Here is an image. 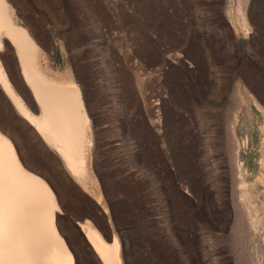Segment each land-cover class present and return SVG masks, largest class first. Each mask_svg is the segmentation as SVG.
<instances>
[{
    "label": "rangeland",
    "instance_id": "rangeland-1",
    "mask_svg": "<svg viewBox=\"0 0 264 264\" xmlns=\"http://www.w3.org/2000/svg\"><path fill=\"white\" fill-rule=\"evenodd\" d=\"M17 1L98 126L88 190L0 87V123L60 194L76 264H103L86 218L125 264H264V0Z\"/></svg>",
    "mask_w": 264,
    "mask_h": 264
},
{
    "label": "bare ground",
    "instance_id": "bare-ground-1",
    "mask_svg": "<svg viewBox=\"0 0 264 264\" xmlns=\"http://www.w3.org/2000/svg\"><path fill=\"white\" fill-rule=\"evenodd\" d=\"M20 2L0 0V87L70 175L95 190L99 132L83 86L71 71L61 75L49 70L42 28L36 30L41 24L26 20ZM10 48L29 96L10 63ZM53 186L28 163L20 138L0 123V264H76L62 233L63 201ZM79 224L100 262L125 264L116 233L109 242L90 219Z\"/></svg>",
    "mask_w": 264,
    "mask_h": 264
}]
</instances>
